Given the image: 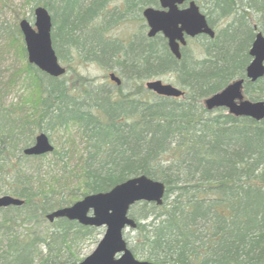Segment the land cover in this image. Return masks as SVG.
I'll return each mask as SVG.
<instances>
[{"label": "trees", "instance_id": "1", "mask_svg": "<svg viewBox=\"0 0 264 264\" xmlns=\"http://www.w3.org/2000/svg\"><path fill=\"white\" fill-rule=\"evenodd\" d=\"M33 1L51 15L58 59L114 63L133 87L123 92L120 85L111 91L80 74L50 77L27 62L29 83L43 96L34 105L36 117L19 124L11 111L5 119L10 124L0 126V184L5 185L4 194L23 200L20 206L0 208V264L77 262L71 245L92 234V228L67 219L49 223L45 215L138 175L162 182L165 192L160 206L139 202L133 205L136 210L130 209L137 223L130 248L134 256L159 264H264V120L235 117L223 109L209 112L202 104L244 77L253 25L264 34V0H215L211 10L218 18H234L214 38L201 36V60L188 55L179 61L160 40L156 43L167 56L164 60L145 38L137 46L133 40L126 42L132 54L124 43L105 38L104 29L94 26L101 16L95 7L104 0H68L69 9L60 12L58 22L53 4L62 0ZM137 3L141 7L157 0ZM240 18L243 25L236 22ZM15 33L14 40H22L18 26ZM19 47L25 55L22 41ZM71 69L67 65V72ZM165 72L174 74L182 97L145 90L142 80ZM243 92L251 100H264V76L245 81ZM67 124L82 141L76 174L66 169L72 151L62 147L39 156H24L20 149L15 155L19 137L33 143L38 132ZM48 155L62 162L58 172L48 169L40 178L39 169L35 176L24 169V161Z\"/></svg>", "mask_w": 264, "mask_h": 264}, {"label": "water", "instance_id": "2", "mask_svg": "<svg viewBox=\"0 0 264 264\" xmlns=\"http://www.w3.org/2000/svg\"><path fill=\"white\" fill-rule=\"evenodd\" d=\"M162 9L146 7L142 16L148 26L147 36L161 32L167 39L171 53L180 57L179 44L185 45V36L194 37L205 34L214 37V31L207 23L206 17L199 11L194 1L185 8L178 6L184 0H158ZM33 26L21 19L18 27L22 34L27 61L51 77L64 74L65 68L58 62L51 41V16L44 6L33 10ZM255 27V26H254ZM249 63L245 67V78L251 82L264 76V35L258 31L248 50ZM109 80L120 85V78L113 72ZM244 78L231 81L220 91L203 100L207 111L223 108L235 117H247L255 121L264 119V100L251 101L244 98ZM145 88L152 93L177 98L183 92L177 87L163 83L159 79L148 80ZM53 150V145L43 132L34 137V143L24 149L28 156H39ZM165 186L162 182L138 175L115 184L105 192L86 194L69 206L54 209L46 214V219L65 218L83 226L105 227L104 234L94 250L81 261L74 264H159L136 259L123 239L125 229H134L135 220L129 216L130 207L136 202H163ZM23 200L8 194L0 196V208L20 206Z\"/></svg>", "mask_w": 264, "mask_h": 264}, {"label": "rangeland", "instance_id": "3", "mask_svg": "<svg viewBox=\"0 0 264 264\" xmlns=\"http://www.w3.org/2000/svg\"><path fill=\"white\" fill-rule=\"evenodd\" d=\"M196 1L203 13L211 19V26L215 29V31L234 18V14H231L223 19L218 18L215 14L216 11L212 12L211 10L215 7V0ZM33 2V0H0V110H12L15 117H17L16 121L19 124L26 122L30 116V113L32 112L31 103L30 101H27L29 99H26L27 93L31 92L32 89V87L29 85V75L31 74V71L29 68H27L26 54L22 55L20 52L19 44L20 41L23 42V40L20 38L18 41H16L14 40L13 36L17 37L15 30L18 26V22L22 18H25L31 25H33V10L35 8ZM124 2L125 0H111V2H108L107 9L105 10H114L113 7L115 5L121 9L124 5ZM53 5H55L52 10V12L55 13L54 19L58 22L60 19V12L62 10L69 9V1H57ZM144 7H146V5H142L140 7V5L137 4L136 7L127 11L126 14L123 15L122 13L119 20H116L110 26H108L110 20L106 21V16L101 14V16L96 18L94 21V26L98 28L100 25H105V27L107 26V29L102 27L104 29L102 32L103 36L107 39L117 40L121 44L124 43V45H126L125 48H127L126 50L132 54L133 50L128 48V43L126 42L133 40L135 41L134 45L137 46L141 41V38H147L145 20L141 15V11ZM114 19H116V17L113 16L112 20ZM99 36L102 37V34H99ZM136 50H138L137 47ZM186 51L187 55H191L193 59L201 60L204 57L198 40H189ZM104 57H106V54ZM59 62L64 67L70 65L72 68L65 75V77H68L69 79H72L76 74H80L81 76L92 78L95 83L102 84L112 91L116 89V86L108 79L107 75L109 72L113 71L122 79L121 89L123 92H127L131 87H133V81L125 78L119 70V67L114 63H109L108 65H99L96 62L91 61L79 62L77 59H70L69 63L63 59H59ZM18 73H20V75H17ZM149 79H160L164 83L177 85L174 74L169 72L142 80L143 86L144 83ZM42 132L47 134L49 140L56 150L62 147V149L67 150L66 152L68 153L72 151L68 154L69 156L66 160V169L70 170L73 175L76 174V169L80 165L78 161L77 149L82 146V141L79 138L75 128L71 126L70 128L63 127L60 129H51ZM17 154L18 152L16 151L15 155L17 156ZM55 159L56 158L48 155L42 160L24 161L23 166L24 169L27 172L32 173L33 176H35L37 173L35 169H39L38 171L40 172V178H43V175L46 174L48 169L50 171L51 169L55 170V172L59 171L58 168L62 162L56 163ZM4 189L5 185L3 183L0 184V195L4 194ZM132 209L136 210V207L133 206ZM52 228L53 227L50 226L49 229ZM38 230L41 231V229ZM104 230V227L92 228V234H90L88 237H84L81 240H75L73 245H71L73 246L72 258L76 259V261H80L88 256L94 250L98 241L103 236ZM136 235L137 233L133 229H126L124 231L123 238L127 242L129 248H132V241ZM135 257L139 260H144V257L141 254H138Z\"/></svg>", "mask_w": 264, "mask_h": 264}, {"label": "bare ground", "instance_id": "4", "mask_svg": "<svg viewBox=\"0 0 264 264\" xmlns=\"http://www.w3.org/2000/svg\"><path fill=\"white\" fill-rule=\"evenodd\" d=\"M111 2V0H104L103 2H99V4H97L96 5V12H98V13H100V14H103V15H107V12L105 11V9H107V4H108V2ZM135 1L136 0H128V1H126L125 2V5H128V7L129 8H134V7H136V5L138 4H135ZM36 6V5H35ZM37 6H39V5H37ZM46 8V7H45ZM47 9V8H46ZM48 10V9H47ZM216 15H217V17H218V14L217 13H215ZM124 15V14H123ZM245 17L246 16H248V14H245L244 15ZM111 17V16H110ZM108 18H109V16H108ZM22 19H25V18H22ZM95 19V17H91V18H89L87 21H86V30H89L88 29V25H92V23L91 24H88L89 22H91V21H93ZM243 19L244 18H240V19H238L236 22L237 23H239V22H241V24L243 25ZM110 20H111V18H110ZM241 20V21H240ZM239 21V22H238ZM235 25H238V24H235ZM89 26V27H90ZM103 27V26H102ZM101 27V28H102ZM51 28H52V26H51ZM100 28V29H101ZM50 34H51V31H50ZM142 41V40H141ZM143 41L146 43V40H144L143 39ZM202 38H199V45L202 43ZM144 43V44H145ZM153 47L154 48H156L155 49V51H154V53H155V55H159L160 56V58H162V60H164V59H167V56H164L165 54L162 52V48H157L158 46H157V43H154V45H153ZM154 50V49H153ZM55 51V50H54ZM65 50L64 49H60L59 50V52L61 53V54H63V56H65V52H64ZM55 55L57 56V54H56V52H55ZM66 55H68V53H66ZM69 56V55H68ZM188 56V55H187ZM57 59H58V57H57ZM34 66V65H33ZM35 67V66H34ZM66 73H67V70L65 69V72H64V74L63 75H61L60 77H62V76H65L66 75ZM17 75H20V73H18ZM47 75V74H46ZM35 75H33V77H34ZM49 76V75H48ZM51 77V76H50ZM84 77V76H83ZM57 78V77H56ZM56 83H58V82H56ZM35 84V83H34ZM34 84L33 83H29V85H30V87H32V89H31V92H29V93H27V96H26V99H29V100H27V101H30V103H31V113H30V116H29V118L31 119V118H33V117H36L37 116V113H36V111H35V109H36V107L34 106V105H37V102H36V100H37V98H41L42 96H43V91H40V88H38V87H36V86H34ZM144 86H145V84H144ZM177 88H179L178 87V85L176 86ZM62 89H63V87H61ZM42 89V88H41ZM183 94H184V91H183ZM11 111L12 110H9V109H5V110H0V126H6L7 127V125H9L8 123H7V121L5 120L6 118L7 119H10V113H11ZM9 115V116H8ZM28 118V117H27ZM28 118V119H29ZM264 120V119H263ZM263 120H260V121H256V122H261V121H263ZM255 121V120H254ZM9 122V121H8ZM68 125V124H67ZM67 128H70L71 127V125H68V126H66ZM18 129L20 130V128L18 127ZM21 137H23V135H22V133H20L19 134ZM21 138L19 137V143H20V145L18 146V147H16L17 149H15V151H17L18 152V150H20L21 149V154L22 155H24V156H28V155H26V154H24L23 153V151H24V149H26L27 147H29V146H31L33 143H34V141H33V143H31V142H29V140L27 139V138H24V139H21ZM31 143V144H30ZM22 144H24V145H22ZM26 145V146H25ZM20 146H23V147H20ZM20 147V148H19ZM19 148V149H18Z\"/></svg>", "mask_w": 264, "mask_h": 264}, {"label": "flooded vegetation", "instance_id": "5", "mask_svg": "<svg viewBox=\"0 0 264 264\" xmlns=\"http://www.w3.org/2000/svg\"><path fill=\"white\" fill-rule=\"evenodd\" d=\"M190 1H192V0H184L183 3H182L181 5H179L178 7H179V8H185V7L188 6V4H189ZM194 1H195V3L197 4V1H196V0H194ZM125 2H126V0H125ZM125 2H124V5H123V7H122L121 9L118 8L117 5H115V6L113 7L114 10H111V11H107V10H105V11L107 12V15H105V16H106V21H107V20H110V18H111V20H112V17H113V16L116 17V19L112 20V22H111V20H110L109 25H112L116 20H119V18L121 17L122 13L124 12V10H125L126 8H129L128 5H125ZM126 3H127V2H126ZM197 5H198V4H197ZM146 6H153V7H155V8H160L158 0H157V3H156V4H150V5H146ZM198 7H199V5H198ZM115 9H116V11H115ZM199 9H201V8L199 7ZM116 12H117V13H116ZM109 13L111 14V17H110V14H109ZM108 14H109V18H108ZM113 14H114V15H113ZM101 27H102V25H100V28H101ZM147 29H148V27L146 26V36H147ZM201 36H203V34L198 35V36H195V37H192V38H187V37L185 36L186 44H185V45H181V44H179V53H180V58H179V59L176 58V57L171 53V51H170V49H169V47H168L167 39L162 35V33H156L154 36H152V37H147L146 39H147L149 42H152L153 45H154V43L158 42L159 40L162 41V42H164L165 47H166V50L168 51L169 55H171V57L174 59V61H179L182 57L187 56L186 48H187V45L189 44V40H194V39H197L198 37H201ZM105 58H106V57H105Z\"/></svg>", "mask_w": 264, "mask_h": 264}]
</instances>
